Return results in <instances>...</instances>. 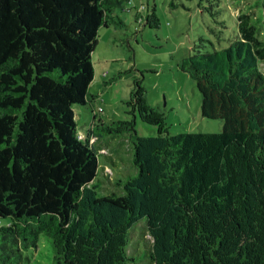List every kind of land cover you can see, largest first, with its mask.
Listing matches in <instances>:
<instances>
[{
  "label": "trees",
  "instance_id": "trees-1",
  "mask_svg": "<svg viewBox=\"0 0 264 264\" xmlns=\"http://www.w3.org/2000/svg\"><path fill=\"white\" fill-rule=\"evenodd\" d=\"M205 1L238 32L181 67L203 117L222 130L170 134L136 78L133 119L102 124L135 136L138 171L122 194L101 195L94 129L79 137L74 108L95 99L92 54L100 29L121 23L122 0H0V264H131L130 230L142 220L153 264H264V41L251 40L262 19L238 21L227 4ZM145 21L158 25L155 6ZM137 116L156 135L139 136ZM40 243L51 246L48 261Z\"/></svg>",
  "mask_w": 264,
  "mask_h": 264
},
{
  "label": "rangeland",
  "instance_id": "rangeland-1",
  "mask_svg": "<svg viewBox=\"0 0 264 264\" xmlns=\"http://www.w3.org/2000/svg\"><path fill=\"white\" fill-rule=\"evenodd\" d=\"M219 1L228 5L238 21L245 16L260 17L262 21H255L258 30L253 31L251 40L264 41V0ZM154 6L159 22L157 25L151 21L150 27L145 20ZM206 6L205 0L201 4L199 0H122L115 10L121 23L117 19L108 28L100 29L92 54L95 76L89 87L95 99L89 106H76L74 111L81 138L90 128L94 129L89 135L90 143L100 161L94 185L101 195L122 194L125 180L138 171L133 161L135 136L127 131L103 130L104 124L133 119L127 102L136 78L142 79L148 103L165 114L170 134L222 130L221 119L203 117L200 91L181 67L183 59L195 50L226 47L234 40V32H238V24L228 20L225 13L212 15ZM221 18L226 19V27L218 22ZM260 66L264 70V53L260 55ZM135 129L139 136L157 133L155 126L138 116ZM153 241L143 220L131 228L127 247L128 256L134 259L131 264H153L149 258ZM39 249L48 261L51 246L40 243ZM30 264L43 263L35 258Z\"/></svg>",
  "mask_w": 264,
  "mask_h": 264
},
{
  "label": "built area",
  "instance_id": "built-area-1",
  "mask_svg": "<svg viewBox=\"0 0 264 264\" xmlns=\"http://www.w3.org/2000/svg\"><path fill=\"white\" fill-rule=\"evenodd\" d=\"M144 8H145V7H144ZM141 19H142V18H141ZM141 21H142V20H141ZM105 74H106V73L104 72L102 75L105 76ZM79 137H80V136H79ZM80 138H81V137H80Z\"/></svg>",
  "mask_w": 264,
  "mask_h": 264
}]
</instances>
